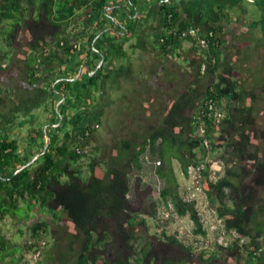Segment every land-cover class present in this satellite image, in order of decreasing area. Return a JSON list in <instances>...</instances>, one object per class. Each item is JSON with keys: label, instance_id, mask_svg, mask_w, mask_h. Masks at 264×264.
Segmentation results:
<instances>
[{"label": "trees", "instance_id": "16d2710c", "mask_svg": "<svg viewBox=\"0 0 264 264\" xmlns=\"http://www.w3.org/2000/svg\"><path fill=\"white\" fill-rule=\"evenodd\" d=\"M146 2L0 0V33L7 35L5 49L0 50V72L14 57V41L26 32L31 43L25 59L29 82L54 73L47 81L49 93L66 94L58 109L60 125L46 129L50 139L46 153L15 175L42 151L43 125L29 131L24 148L18 140L0 136V264L26 262L24 254L33 255L38 249L40 256L30 264H49L47 232L55 224L64 238L57 246L64 259L60 264H264V127L257 121L264 82L259 92L249 89L233 66L221 62L215 28H210L214 37L208 48L200 50L192 38L180 35L195 26L179 21L174 9L161 5L167 29L157 40L160 52L165 57L177 53L183 41L194 52L190 70H183L180 77L184 85L179 86L180 95L167 108L164 99L155 98L146 108L143 101L139 108L122 114V124L130 121L131 127L120 130L114 115L110 121L103 109L101 115L89 111L90 88L107 80L106 64L126 57L127 44L144 27L141 8L146 9ZM134 9L137 14L132 19ZM80 26L85 45L74 46L72 32L78 28L80 32ZM110 27L119 33L104 32L92 45L96 35ZM47 44L52 50L37 62ZM94 49L104 61L92 76L84 70L75 81H58L51 87L68 70L74 77L82 63L94 70L100 60ZM207 99L222 117L216 121L203 113L196 122ZM157 105L163 110L157 111ZM108 106L106 102V110ZM54 114L50 123L58 122ZM198 122L206 129L207 149L197 134ZM96 131L105 136L97 139ZM106 134L111 138L107 147L102 145ZM200 160L205 163L200 193L222 229L232 236L227 245H218L212 252L201 245L206 230L197 200L182 187L174 169L176 161L182 176L189 179V169ZM215 161L222 164V173L211 169ZM150 175L160 183L157 190L145 180ZM167 203L172 205L171 216L163 219L160 213ZM174 217L190 220L193 239L167 230ZM148 220L155 229L150 240L138 232L148 231ZM7 221L17 227L20 237L25 235V242L16 243L5 234ZM53 240L57 245V237Z\"/></svg>", "mask_w": 264, "mask_h": 264}, {"label": "crops", "instance_id": "0c3cea01", "mask_svg": "<svg viewBox=\"0 0 264 264\" xmlns=\"http://www.w3.org/2000/svg\"><path fill=\"white\" fill-rule=\"evenodd\" d=\"M146 1V9L141 8L144 27L127 44V56L122 59L115 58L107 63L105 71L108 74L107 80H100L96 87L90 88L93 102L89 111L92 110L94 115H101L103 109V113H106L104 106L107 102L110 121L114 115L119 122L113 125L119 130L131 125L130 121H125L122 124V114L124 115L133 108H139L143 101L145 105L142 108H146L147 104L155 98L159 101L164 99L163 102L167 108L172 100L180 95V77L183 72L182 65L179 64L180 59L175 58V54L165 57L160 52V43L157 42L167 29L162 24L165 11L160 9V6L163 4H159L155 0ZM228 1L172 0L164 7L174 9L179 21L193 24L202 33L210 28H215L220 45L221 62L233 66L236 75L242 79L245 86L255 89L257 87L253 85V76L258 75L257 73H264V32H262L264 0H241V9H232V12L226 13ZM150 33L153 37H148ZM72 34H75L74 38L71 36L74 46L85 45L81 26L80 32L78 28ZM186 42L188 43V46L184 48L186 51L182 50L181 43L179 49L181 53L177 52L176 55L180 54L185 59L191 60L194 52L191 44ZM11 48L15 51L14 57L12 56L10 64L3 65L4 68L0 72V77H2L0 79V136L18 140L19 146L24 148L31 129L39 128L42 125L44 128L48 124H54L50 123V120L56 113L55 105L61 99V95L58 93L60 98L56 95L52 96L48 90L47 81L51 82L55 76L54 73L41 77L34 83L29 82L25 66V59L31 52L29 41L25 45H15L14 43ZM52 48V45L47 44L44 51L37 55V62H42L44 55H47ZM195 60L197 59L195 58ZM60 63L62 64L63 61L61 60ZM84 70L83 68L81 73ZM38 74L41 75V72ZM71 74L73 73L68 70L64 77L70 78ZM169 82L172 84L170 85ZM167 83L169 84L167 85ZM174 85L176 89H174ZM140 92L143 93L140 94ZM53 102H55L54 106ZM156 110H163V107L157 105ZM136 128L142 127L136 126ZM66 130L71 132L70 127H67ZM174 163L175 169L177 162L174 161ZM211 169L222 173L223 166L220 162L215 161L211 164ZM182 178L183 182L179 180L182 187H191L190 179ZM189 192L191 194L192 190ZM197 193L202 196L198 190ZM202 198L207 209L203 215H200L206 230V236L201 239V242L206 247L209 245L210 250L214 251L218 245H227L232 236L222 229L221 221L216 220L213 216L210 203L204 196ZM208 216L210 217L208 218Z\"/></svg>", "mask_w": 264, "mask_h": 264}, {"label": "rangeland", "instance_id": "374dc122", "mask_svg": "<svg viewBox=\"0 0 264 264\" xmlns=\"http://www.w3.org/2000/svg\"><path fill=\"white\" fill-rule=\"evenodd\" d=\"M130 18H134L130 16ZM6 28V27H5ZM152 33H150L148 35V37H153L151 35ZM26 32L23 33V38L17 37V39L14 41L15 45H25L28 41L26 40ZM7 38V35L5 33H0V50L5 49V40ZM9 39V38H8ZM188 46V43L186 41L182 42V50L186 51L184 48H186ZM178 53H181L180 51H178ZM175 54V58L180 59V65H182V70H190V59H185L184 56H181L180 54L177 56L176 52L172 53ZM18 53H17V57H18ZM258 75H254L253 76V85L257 88H253V90H256V92H259L260 90V86H262V83L264 82V73H257ZM1 76V75H0ZM2 77H0L1 79ZM181 80V79H180ZM179 81V80H178ZM250 85V83H249ZM181 88H184V85H179ZM251 87V86H250ZM184 90H181V92H183ZM261 92V91H260ZM264 95H262L263 97ZM108 111V109L106 110V112ZM108 113V112H107ZM110 118V117H109ZM105 119H108L107 117H105ZM108 121V120H107ZM257 121H258V125L261 126L262 128L264 127V101H260L258 107H257ZM114 127V126H113ZM95 136L97 137V139H101V137L105 136V133L101 132H95ZM111 138L108 134H106V137L103 139L102 141V145H104L105 147H107L110 144ZM103 146V147H104ZM175 164V163H174ZM178 164L176 163L175 165V174L177 176V179L180 180L181 182H183V176L181 175L179 168H178ZM146 181L150 182L153 185L154 190H157L160 186L159 181H157V179L153 176L150 175L148 176L146 179ZM182 184V183H180ZM190 194V193H189ZM191 198H195L197 200V209L200 213V215H203L204 211L207 209V206H205V202L202 198V196L197 193L196 190H192V193L190 194ZM210 216H208L209 218ZM202 218V217H201ZM68 223V222H67ZM60 225H53L52 227H50L48 229L47 232V242H48V248L47 251L48 253L51 254L52 259H50L49 264H60L62 262H64L63 259V255H62V251L60 248H58L57 246L63 243L64 238L62 237V233L63 231H61ZM148 231H145L144 229H140L138 232L141 236L145 237L146 239L150 240L153 233H154V226L153 223L151 221L148 220ZM21 228L25 229L23 226H21ZM166 228L168 231H175L178 230L180 233V236L186 238V239H193V235L191 234V230H192V223L190 222V220L187 217H174L171 219V221H169V223L166 225ZM3 229L5 234L11 238L14 242L16 243H23L25 242V235L24 237H20L19 234H17V227L11 225L10 221H7L5 224H3ZM53 237H57V245H54V240ZM201 245L203 247H205L204 250H207V252H211L212 250L211 247L208 245L207 247L205 246L204 243L201 242ZM25 255V261L26 262H22L20 264H30V261H33V255L32 253H27L24 254ZM9 260V258H7V261Z\"/></svg>", "mask_w": 264, "mask_h": 264}, {"label": "built area", "instance_id": "2783aa9c", "mask_svg": "<svg viewBox=\"0 0 264 264\" xmlns=\"http://www.w3.org/2000/svg\"><path fill=\"white\" fill-rule=\"evenodd\" d=\"M180 35L183 37H190L194 40L196 46L200 50H206L208 48L210 39L214 37V32L209 29L206 30L205 32H200V30L197 27H190L185 30H182L180 32ZM215 104L211 99H207L204 102V108L199 114L196 116L195 120H197L203 115V113H206L207 115L212 116L216 121H218L221 117L222 114L219 111H216L215 109ZM199 125L197 127V134L201 138V145L202 148L207 149L209 146L208 138L206 135V129L204 128L203 125H201V122H198ZM97 127V126H96ZM205 168V163L203 160H200L196 166H192L189 169V179L191 181V187H188L187 190H193L195 189L196 191L199 190V184L200 180L203 174ZM212 178L214 175L211 176ZM171 210H172V205L171 203H167V208L161 211V217L163 219H167L168 217L171 216ZM46 245V241H41V247H44ZM41 250L38 249L34 254L33 258H38L40 256Z\"/></svg>", "mask_w": 264, "mask_h": 264}, {"label": "water", "instance_id": "95a60500", "mask_svg": "<svg viewBox=\"0 0 264 264\" xmlns=\"http://www.w3.org/2000/svg\"><path fill=\"white\" fill-rule=\"evenodd\" d=\"M129 2V0H128ZM114 7V6H112ZM111 7V8H112ZM104 13L107 14V9L104 10ZM125 13L129 16V10L127 8H125ZM136 10L134 9V18L136 17ZM133 17V16H132ZM113 22H115V20L112 18L111 19ZM116 23V22H115ZM117 25H120L119 23H116ZM104 32H113V33H119L117 30H102L101 32H99L96 37L94 38V40L92 41V45L94 43V41L96 40V38H98L102 33ZM125 33H128V30L125 29ZM95 50V49H94ZM96 52H98V54L100 55V60L96 66V68L94 70H90V68L88 67V65L86 63H82L80 64V66L78 67V70H77V73L74 77H71V78H65V77H60L59 79L55 80L52 84V88H54V85L58 82V81H68V82H73L75 81L76 79H78V77L80 76L81 74V71L82 69L84 68L87 72H88V76H92L97 70L98 68H100L103 64V61H104V58H103V55L102 53L99 51V50H95ZM57 92V91H56ZM59 94L61 95V99L56 103L55 105V111H56V114L57 116L59 117L58 119V122L57 123H54V124H48L46 126H44L43 128V133H44V137H45V144H44V147L42 149L41 152H39L38 154H36L33 158H31L27 163H25L24 165L20 166V168H18L14 173L13 175L17 174L19 171H21L22 169H24L25 167L29 166V165H32L39 157H41L43 154L46 153L47 151V147L49 145V137H48V134L46 133V129L47 127H57L60 125L61 121H62V116L59 114V111H58V106L60 103H62L66 97V94L64 92H60L59 91Z\"/></svg>", "mask_w": 264, "mask_h": 264}, {"label": "flooded vegetation", "instance_id": "af4514ba", "mask_svg": "<svg viewBox=\"0 0 264 264\" xmlns=\"http://www.w3.org/2000/svg\"><path fill=\"white\" fill-rule=\"evenodd\" d=\"M155 2H157L159 4L166 5L167 3H171L172 0H155ZM240 3H241V0H229L228 1V9L226 10V13L232 12L233 10L241 9ZM110 29L115 30L112 27L107 28V30H110ZM262 32H264V25H262Z\"/></svg>", "mask_w": 264, "mask_h": 264}]
</instances>
